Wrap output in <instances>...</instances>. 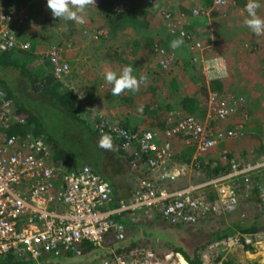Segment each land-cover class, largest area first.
Masks as SVG:
<instances>
[{"label":"built area","instance_id":"1","mask_svg":"<svg viewBox=\"0 0 264 264\" xmlns=\"http://www.w3.org/2000/svg\"><path fill=\"white\" fill-rule=\"evenodd\" d=\"M228 5L229 0H214L210 7L194 8L191 15L180 12L173 16L164 12L168 32L184 41L193 64L200 67L205 62L203 70L208 74L221 73L226 65L217 58L205 61L204 42L184 27L189 24L191 16H210ZM130 6L129 2L117 3L114 12L126 14ZM29 14L27 7L2 10L0 2V51L32 49L30 42L17 38V30L26 23ZM56 20L53 17L51 22ZM85 25L86 22L81 26ZM97 34L106 35L107 32H97L95 38H98ZM69 47L70 44H56L45 53L54 77L59 80L71 73V63L64 57ZM171 52L154 47L153 54L162 70H169L176 63L175 52ZM36 62L39 63L40 59ZM244 102V96L235 93L223 96L218 91H210L209 121H225L235 115ZM84 110L90 112L87 106ZM17 111L15 100L8 97L0 86V256L16 252L20 256L31 257L36 264H53L43 261L46 254H80L85 244L101 249L106 247L110 236L123 241L127 228L125 222L140 221L141 215L147 216V211L152 212L150 218L155 215L171 226L198 224L212 216L233 214L240 209V187L243 185L245 190H249L252 176L264 171V157L256 161L229 160L227 151H224L221 159L225 163L229 161L228 172L203 182H191L183 188L171 189L168 184L181 182L189 172L200 171L201 163L208 156H214L213 150L220 142L235 138L238 132L215 130L209 123L205 124L181 110L170 112L168 128L155 130H128L102 114L91 116L101 134L113 135V139L122 143L123 149L132 151L134 166L146 157L147 172H159L156 178L147 176L141 179L130 200H121L118 206H113L112 186L102 174L90 166L71 170L65 162L58 165L49 158L50 145L43 136L31 130L11 132L14 127L23 128L28 123V119ZM244 119L249 120V115L246 114ZM181 136L185 144L195 146L189 164L174 160L172 139ZM160 137L164 138L162 143L158 142ZM256 187L264 203V182L257 183ZM226 242L229 247H245L261 252L264 251V231L237 233ZM94 264H132V259L124 254H115L101 257Z\"/></svg>","mask_w":264,"mask_h":264},{"label":"crops","instance_id":"2","mask_svg":"<svg viewBox=\"0 0 264 264\" xmlns=\"http://www.w3.org/2000/svg\"><path fill=\"white\" fill-rule=\"evenodd\" d=\"M5 1L9 0H1L2 10L9 9L8 6H6ZM24 1L25 5L29 7L31 6L33 20L31 23L27 22L25 26L20 28V34H23L24 39L21 37V35L19 37L23 40H29L31 43H34L37 53H46L48 48L50 47V44L54 42V39L51 38L50 34H47L48 31H42L38 23L35 21H41V18L45 16V14L47 15L49 11H51L47 7V0ZM118 1L122 2V0ZM236 1L237 0H229L228 6L222 8L219 11H215L210 16H191L189 24L184 27L187 31L189 30L191 34L196 37V39L202 40L204 42L205 61H213L215 58H217L226 65L225 71L221 73L215 72L208 74L205 72V70H203L205 62H203V66L200 67L194 64L196 66L195 71L202 75V79L204 80V82H201L199 78H197L198 80L196 79L197 82L191 81L189 73H187V70H185L184 65L191 61V54L189 53V49L184 43L179 48L175 49L179 57H177L178 62L171 67V71L161 70L155 57H150L148 59L147 54H145V50L147 48H150L154 44L148 43L147 39L149 37H152L153 41H160L162 45L166 47V50L169 51L173 50L170 46L171 42L179 39L176 36L170 35L168 32V24L163 14L161 13V9L165 6L163 5L165 4L164 0H145L144 2L136 4L137 7L141 9H147L149 11L148 16L150 20L154 22L156 19L158 20V24L156 25L155 29H151L152 31H136L133 30L132 27L126 25L122 29H119L117 34L110 37L109 42L106 43L105 46L102 45V43L94 42L90 35V37L85 36L82 26L71 21L72 24L76 26L75 35L73 36L72 46L67 50V54L65 53L66 60L71 63V72L73 74L71 79L73 80L77 78L76 71H79L81 75H85L88 78H91L89 75H87L88 70L86 69H92V71L96 69L99 70L96 75L95 73H93L95 75V78H97L96 80L98 81L99 78L104 79L105 73L109 70L119 72L126 66H131L132 68L140 67L139 69H141V71H137L136 69H134V75L137 76L138 80H142L145 83L140 91V96L137 95V92L130 93L131 91L127 92L126 90L121 94V97H113L109 96L110 94L108 92H104V90L100 87L94 93V101H91L90 98L88 106L90 108V105H92V107L94 105L92 109L90 108L92 113L98 112V114L108 116L111 120L119 121V119L121 118L123 120H127L131 127L138 126V128L142 130H155L169 127L168 117L170 115V112H174L177 110H181L182 112H184L181 104H179L177 101V99L179 98L177 97V95H175L181 94V92L173 93V79L170 80L169 78L172 77V75L169 74L172 72L180 77L179 91H185L187 94H189L187 92L186 85H191V91L193 95H189L191 97H197L199 100H201L202 107L207 108V114L204 118H202L199 114H196L197 117L202 120V122H204L205 124L209 123V126L214 128L215 130L233 129L238 132V136H236L235 138H226L225 140L220 142L219 146H217V148L213 150L214 156H208V159L205 160V162H208L209 160H220L224 151H227V157L230 156L231 158H242L244 161H247L254 155L250 153L249 156L242 157L240 154V150L242 149V147H244L243 145L245 143L249 144L250 141L254 138L264 136V35L256 36L251 33V31L247 27L241 30V27L245 25L244 20L247 17V12L245 11L247 0L240 3H236ZM19 2H23V0H19ZM19 2L15 0L16 4H18ZM97 2L98 0H95V3L90 5L85 10V19L86 25L91 26L94 33L95 30L102 33L101 28L106 27V21L105 18L102 17V12L96 4ZM182 3L195 4V0H185ZM36 4L37 6H35ZM41 6L42 9L39 10L41 14H39L38 9ZM174 6L175 5H172L170 7ZM262 10H264V5H262L258 10V14H262L264 17V13H261ZM187 14L191 15V11ZM225 14L228 16L227 23H229L231 27L223 30V33H225L224 35L226 37H229L230 39V36H232L234 41L232 42V44L230 43V45L227 46L226 49L222 48L217 51V54H207V44L209 41H207L205 39V36L201 34L208 30V28L213 23L214 18L217 19L221 16H224ZM176 15H179V13L177 12L175 16ZM49 16L50 15H48V17ZM66 22L67 21H64L65 26L61 29L62 32H65L69 27L66 26ZM237 28L240 29L237 30ZM230 29H235L237 31L233 32ZM227 32L233 35H230ZM36 34H38V36H36ZM207 36L208 35H206V37ZM37 37H40V39H38ZM59 37H61L60 34L56 38L58 39ZM60 40H62V38ZM60 40L58 39V41ZM63 40L65 43L69 42H66L65 37L63 38ZM175 50L173 51L175 52ZM116 53L118 54L117 61L115 59ZM149 54L150 56L154 55L151 52H149ZM104 61H107L106 63L107 65H109L108 68L106 67V63H103ZM70 77L71 73L67 77H65V79H70ZM203 85L207 86L208 93H210V91L212 90H216L219 91V93L223 96H227L228 93H235L238 96H244L245 102L242 107H244L245 109L241 111L242 107H240L235 115L227 118L225 121H209L208 104L206 98L208 96H204L200 89V87ZM126 96L127 98L129 97V99L126 100V98H124ZM151 102H154L155 105L158 104L157 107H162L164 109L162 116H160V114L156 115L155 113V115H153V113H150L147 116L142 113V110L140 109L143 108V106H145L146 104H152ZM137 107H139V110L136 109ZM246 114H249V120L244 119ZM241 125L243 126L242 129H240ZM260 128H262V130L257 133ZM181 138L175 137L172 139L173 150L175 152L174 160L177 163H180L179 159L177 160V158L180 157V159H182V154H186L185 159L190 158L191 160L195 153V146H189L185 144L184 137L181 136ZM163 141V137H160L158 140L159 143H162ZM190 152H192L193 154ZM216 164L217 163H215L211 168H213ZM158 175L159 172L150 174L148 173V177L152 178H156ZM202 177H204L205 180H199L198 182L192 181L193 179ZM186 180L187 181H184L187 182L185 184H189L191 182L199 183L206 181V173H202L201 170L199 172H189L186 176ZM263 182L264 181H262V183ZM246 193L248 195H251L252 191L246 190ZM244 208L247 209L246 204H244ZM247 210L250 212L249 214H251L254 211V208L249 207ZM240 211L241 207L238 212L233 214L228 213L220 216H212L211 219H207L208 222H200L196 226L201 227L214 225L216 224V222H218L220 223H217L218 226H221L224 229L232 228L233 230H236L234 216ZM149 214H152V212H145V215L149 216ZM219 219L220 221H218ZM125 223L127 226V240L125 243L123 242V246L132 243L135 246L137 245L135 249L130 251V253L125 254L132 259V264H143L144 261H149V259L150 263L148 264H162L160 263V259H162V257L166 254H163L161 251H159L158 247V251H156L157 248H154V245H151L150 248L152 249H150L148 245L151 241L159 238L160 235H164L166 228H169L170 226L165 225V222H163L161 218L153 220L150 219V221H126ZM137 223H141L142 226H135ZM232 235H234V233L230 234L227 239L214 241L204 249L200 250L198 254L200 255L203 263L210 264L211 262L223 261L224 264H264V251L254 252L245 247H229L226 240H228V238ZM129 237L132 241L129 240ZM111 240V242H113L114 244L119 243L115 240L114 237ZM137 240H141L143 242H137ZM106 247L107 248H104L105 250L102 251L106 252V254H108L109 256V253L112 252L111 250H113V248L115 249V247L108 244L106 245ZM92 260L93 258H89L82 264H90ZM98 260H95L93 264ZM70 264L77 263L71 262ZM165 264H177V261L172 260Z\"/></svg>","mask_w":264,"mask_h":264},{"label":"trees","instance_id":"3","mask_svg":"<svg viewBox=\"0 0 264 264\" xmlns=\"http://www.w3.org/2000/svg\"><path fill=\"white\" fill-rule=\"evenodd\" d=\"M144 1L145 0H122V2H129L131 4L128 12L129 14H124V13L117 14L114 12V7L117 3H120V1L98 0L96 4L98 5L99 9H101L100 11L102 12L101 13L102 17L105 18L106 21V27L101 28V30L103 31L106 30L107 35L97 34L98 38H95L97 30H95L94 33L92 27L88 25L82 26L83 32L85 33L84 35L88 37L91 36L94 42L102 43V45L105 46V44L109 42L110 37L117 34L119 29H122L126 25L132 27V29L136 31L155 29L156 25L158 24V20L156 19L155 22L150 20L148 16L149 11L147 9H141L136 6V4H139ZM183 1L185 0H164L165 4L163 5L165 6L164 8L161 9V13L164 16V12H170L171 14H173V16H175L177 12L189 13L194 8H197L199 6L210 7L213 2V0H195V4H191V3L183 4L182 3ZM244 1L245 0H237L236 3H240ZM17 2H19V0H17ZM5 4L6 6H8V8H12V7H17V9H19L20 7L29 8L30 14L28 20L24 25L20 26L17 30V38L23 40L24 38H23V34L22 33L20 34V28L25 26L27 22L29 23L32 22L33 17L31 12V6L29 7L25 5L24 0L23 2H19L18 4L15 3V0H9V1H5ZM172 5L175 6L170 7ZM35 6H37V4ZM41 9L42 6L39 7L38 11ZM38 13L41 14L40 11ZM52 18L53 15L47 21L51 22ZM60 22H61L60 20L59 21L56 20L55 23L51 22V25L54 26L56 30H58ZM66 26L69 27L65 32L62 31L59 32L62 40H60L59 42L51 43L48 49H51L53 45L56 44H58L59 46H65L66 43L63 40L64 37L66 39V42L73 38V36L75 35L76 26H74L71 21H67ZM188 32L191 34L189 30ZM20 35L23 39L19 37ZM147 40L149 44L154 43L149 48L152 54L154 53L155 46H159L163 49H166V47L163 46L160 41H153L152 37H149ZM23 41L30 42L29 40H23ZM31 46L32 49L28 51L25 50L24 51L13 50L6 52L0 51V86L5 90L6 95L8 97L13 98L15 100V103L18 108L17 113L20 116H24L28 119V123L26 126H24L23 128L16 126L11 130V132L17 133L20 132L21 130H31L36 134H38L39 136H43L50 145V149H49L50 154H48L49 158L58 165H60L62 162H65L66 166L71 170H79L84 166H90L94 170L102 174V176L105 177V179L112 186L113 206H118V202H120L121 200H127V201L130 200L136 190L139 181L143 178H147L148 176V172L145 165L146 157H143L142 160H140L138 164L134 166L133 165L134 157L132 155V151L123 149L122 143L115 139H113L114 150L106 151L99 148L98 143L102 134L95 127L93 121L91 120V117L89 115L88 116L86 115L85 113L86 110H84L83 108L84 105H88L87 103H89L90 98L94 99V93H91L89 91L87 94V98L84 95L82 98L79 97V95L73 90L65 87L64 85L65 83L62 80H59L54 77V74L52 73V66L50 60L46 56V54L41 55L40 53H37L36 46L34 43H31ZM37 59H41L42 60L41 63L39 62L35 64ZM184 68L185 70H187V73H189L191 81L195 82L196 79L199 78L201 82H204V80L202 79V75H200L197 71H195L196 66L192 63V61L185 64ZM12 70H16L18 74L17 85L20 83L21 85L28 86V88H31L33 90L34 88H38V90H34V91L43 94L45 97L48 98L50 102H52L58 108L62 109L72 120L84 126L87 134L86 138L88 139L90 137L89 140H91V142H93L94 145L97 146L98 150L100 151V153L97 156L103 160L94 165L81 164L77 162V159L74 156L73 152L67 150L65 147L61 145L58 139L48 134L40 119L36 115L34 116V114L31 111H29L26 107H24V105L20 103V101L18 100L19 96L18 94H16L17 91L15 92L13 84L11 83L14 82L15 80V79L12 80L11 78L12 76L10 75ZM171 70L172 69H170L169 71ZM169 74L172 75V77H169L170 80L173 79L172 80V85L174 86L173 93L181 92V94H175V95H177V97L179 98L177 99V101L179 104H181L184 112L186 114L195 116L196 118H198L196 114H199L202 118H204L207 114V108L202 107L201 100H199L197 97L195 96L191 97L193 95L191 91L192 86L189 84L186 85L187 92L191 96L187 94L185 91H179L180 77L172 72ZM173 81H175L176 83ZM200 89L204 96L209 95L208 88L206 85L201 86ZM116 97H121V95ZM124 98H126V100L129 99V97L127 98V96ZM206 98L208 104V97ZM157 106L158 104L155 105V103L153 102L152 104H146L140 110H142V113L147 116L150 113H153V115L160 114V116H162L164 109L162 107H157ZM136 109L139 110V107H137ZM244 109L245 108L242 107L241 111H243ZM118 122L128 130H139L138 126L131 127L127 120H123L120 118ZM261 130L262 128H260V130H258L257 133H259ZM111 136L113 137V135ZM77 137L81 138V136H77ZM177 138H181V137H177ZM263 141H264V136H259V138L252 139L249 144L245 143L243 145L244 147H242V149L240 150L241 156L242 157L249 156L251 153L254 156H252V159L249 160L252 161L263 160L264 157ZM102 151H103V155H101ZM181 157L182 159H180V157L177 158V160L179 159L180 163L183 162L187 164L190 163L191 161L190 158L185 159L186 154H182ZM228 159L230 160L231 157L229 156ZM215 163L217 164L213 168H211ZM201 167H202L201 172L206 173V180H207L228 172V170L230 169V164L229 161L225 163L222 159L220 160L217 159V160H209L208 162L204 161L201 163ZM199 180H205V178L204 177L197 178V179H193L192 181L198 182ZM262 181H264L263 170L261 171V173L252 176L253 187H252L251 195H248L246 193L245 186L242 185L240 187L241 191H239V193L241 197V202H240L241 211L234 216L235 218L234 222L236 224L235 228L237 231L233 230L232 228L224 229L221 226H218V224H220L218 222H216V224L214 225L206 226L207 229H204L203 228L204 226L201 227L196 226L197 224L184 225V226L182 225L171 226L165 223V225H168L170 227L166 228L164 235L161 236L159 234L160 237L156 239L158 240V242H160L158 243L159 251L162 252L164 247L167 248L171 244H173L174 245V247H172L173 251L181 252L186 257V259L189 261L190 264H204L198 252L204 249L206 246L210 245L212 242L225 240L230 234L234 233L235 235V231L236 234L237 232H241L243 234V233H256V232L264 231V203H262L261 198L259 196L258 188L256 187L257 183H261ZM181 182L168 184V187L171 189H179L186 187L188 185L185 184L187 182L184 183L182 182V184H180ZM244 204H246L247 209L249 207L254 208V211L251 214H249L250 212L246 208H244ZM208 220L206 221L208 222ZM206 221L203 222L206 223ZM218 221H220V219ZM112 238L113 237L110 236L107 239V244L115 247V249L113 248V250H111L112 252L109 253V256L108 254H106V252L102 251L105 250L104 248L107 247L97 249V248H93L89 244H85L81 247L80 254H75L72 252H68V253L63 252L59 256L46 254L45 257L43 258V261L53 264H68L66 261H63L65 258H71L73 256H86V257L92 256L93 260L90 262V264H92L95 260H98L101 257H111L115 254H124V255L128 254L137 246V245L136 246L133 245V243L123 246V242L125 243L127 240L126 237L123 241H119L115 239L117 242H119L118 244L116 243L114 244L113 242H111ZM129 240H131L130 237ZM156 240L151 241L149 245L151 243L156 245ZM139 241L143 242L141 240H137V242ZM175 241L178 243L177 244L178 246L175 245ZM155 245L154 247H156ZM162 245L163 247L160 248V246ZM158 248L156 251H158ZM0 264H36V262L29 256H23V255L20 256L16 252H9L7 254L0 256Z\"/></svg>","mask_w":264,"mask_h":264},{"label":"rangeland","instance_id":"4","mask_svg":"<svg viewBox=\"0 0 264 264\" xmlns=\"http://www.w3.org/2000/svg\"><path fill=\"white\" fill-rule=\"evenodd\" d=\"M261 13H264V10L261 11ZM45 14V13H44ZM48 15H50L48 17ZM260 16L263 17L262 14H259ZM50 17H52V13L51 11L48 12V14L45 16H43L41 18V21H35L38 23L39 27L41 28L42 31L46 32L48 31L47 34L51 35V38H53L54 42H59L58 39L60 40L61 37H59L58 39L56 37H58L59 32H61V29L64 28L65 23L63 20H60L61 22L59 23V27L58 30L55 29L54 26L51 25V22L47 21V19H50ZM47 22H46V21ZM57 20L59 21V18H57ZM228 20V16L225 14L224 16H221L219 18H214L213 19V23L211 24V26L208 28L207 31H205L204 33H202L201 35L205 36V39L208 42L207 44V54H217V51H219L220 49H226L227 46L230 45V43L232 44V42L234 41L232 36L231 39L229 37H226L223 33L225 29H228L231 27V25H229V23H227ZM246 26L244 25L243 27H241V30L245 29ZM240 28H237V30H239ZM233 32L237 31L235 29H230ZM40 31V32H42ZM105 32H107L105 30ZM228 33V32H227ZM230 34V33H228ZM107 35V34H106ZM206 35H208L206 37ZM233 35V34H230ZM36 36H38V34H36ZM38 39H40V37H37ZM202 39V38H201ZM202 41V40H201ZM231 41V42H230ZM70 44V47L73 44V40L72 43H68L67 45ZM172 52H174L173 50H170ZM150 50L149 48H147L145 50V54H147L148 59L150 57L154 58L156 57L155 55L150 56L149 54ZM171 52V53H172ZM45 54V53H43ZM67 54V52H66ZM175 55H176V59L178 60L177 57H179L177 51L175 50ZM65 57V55H64ZM118 54L116 53V61L118 60ZM210 57V56H209ZM156 59V58H155ZM42 60L40 59V62ZM107 61H104L103 63H106ZM38 62H35V64H37ZM177 63V61H176ZM109 65H107L106 63V67L108 68ZM73 67V66H72ZM140 67H134L133 69H136L137 71H141V69H139ZM88 70L87 75H89L91 78H88L85 75H81L79 73V71L77 72V78L75 79H71L72 78V72H71V77L70 79H62L63 82L65 83V87L73 90L74 92L78 93L80 96L83 97L86 96L87 98V94L90 91L91 93H95V91H97L100 87L104 90V92H108L111 96V85L107 84L105 79L99 78L98 81L96 80L97 78H95V75L99 72V70H93L92 69H86ZM73 71V68H72ZM110 71V70H109ZM118 72V71H117ZM95 73V75L93 74ZM10 75L12 76V80H14V82H11L13 84V87L15 89L16 94H18L19 96V101L20 103H22L24 105V107H26L29 111H31L34 116L36 115L40 121L43 123L45 130L47 131L48 134H50L52 137L58 139L61 143V145L63 147H65L67 150H70L71 152H73L74 156L77 159V162L81 163V164H96L100 161H102L103 159H100L97 155L100 153V151L98 150L97 146L94 145L93 142H91L90 137L87 139V134L85 131V127L82 126L81 124H78L77 122H75L74 120H72L62 109L58 108L56 105H54L52 102H50L48 100L47 97H45L43 94L38 93L34 90H38V88H28V86L25 85H21L20 83L17 85V78H18V74L16 72V70H12V72L10 73ZM15 77V78H13ZM69 81V83H68ZM139 81V90L136 91L137 95L140 96L141 93V89L143 88V86L145 85V83L142 80H138ZM35 87V86H33ZM97 88V89H96ZM106 89V90H105ZM129 92V91H127ZM134 92V93H136ZM132 93V92H130ZM91 101H94L93 98H91ZM88 104V103H87ZM89 105V104H88ZM94 107V105H93ZM92 105H90V108H93ZM264 107V106H263ZM86 115L88 116H98V112L97 115H95L92 112H85ZM108 117V116H106ZM92 119L94 117H91ZM109 118V117H108ZM86 136H85V135ZM77 136H81L77 137ZM77 137V138H76ZM101 155H103V151L101 152ZM240 160H243L242 158H238ZM252 159V158H250ZM184 181L186 180V177L182 180V182L184 183ZM182 182L180 184H182ZM177 185V184H176ZM249 191H252V187L249 189ZM155 216V215H154ZM152 216L151 218L148 216H142V221H150V219H157V217ZM140 220V221H141ZM164 222V221H163ZM135 226H142L141 223H137ZM204 229H207L206 226L203 227ZM147 235V234H146ZM158 240H156V245L155 244H150L148 247L150 248L151 245H155L157 248L158 247ZM178 243L176 242L175 245H177ZM162 246H160V248H162ZM174 245L171 244L169 247H164L162 253L166 254L162 257V259H160V263L165 264L168 263L170 261H177L175 258L170 259L167 257V255H169L173 251ZM152 249V248H150ZM92 258V256L86 257V256H73L71 258H65L63 261H66L68 264H70L71 262H75L77 264H82L84 262H86L87 259ZM150 263V259L149 261H144L143 264H148ZM177 264H181L179 261H177Z\"/></svg>","mask_w":264,"mask_h":264},{"label":"clouds","instance_id":"5","mask_svg":"<svg viewBox=\"0 0 264 264\" xmlns=\"http://www.w3.org/2000/svg\"><path fill=\"white\" fill-rule=\"evenodd\" d=\"M93 3H95V0H47V7L51 10L53 17L59 18V20L73 21L81 26L86 22L85 10ZM262 5H264V0H247L245 5L247 17L244 20V24L256 36L264 35V17L258 14V10ZM72 40L73 38L68 43ZM183 43L182 39H177L172 41L170 46L175 50ZM104 79L107 84L112 86V96H119L126 90L131 92L139 90V81L137 76L134 75V69L131 66H126L119 72L107 71ZM79 97L82 96L79 95ZM85 106L89 107L84 105L83 108ZM90 112L92 111L90 110ZM98 147L106 151L114 150L113 137L110 134H102Z\"/></svg>","mask_w":264,"mask_h":264},{"label":"water","instance_id":"6","mask_svg":"<svg viewBox=\"0 0 264 264\" xmlns=\"http://www.w3.org/2000/svg\"><path fill=\"white\" fill-rule=\"evenodd\" d=\"M168 258L173 259L175 258L181 264H190L186 257L181 252H172L167 255Z\"/></svg>","mask_w":264,"mask_h":264}]
</instances>
